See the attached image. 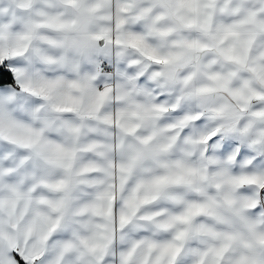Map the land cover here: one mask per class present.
<instances>
[{
    "label": "snow or ice",
    "instance_id": "snow-or-ice-1",
    "mask_svg": "<svg viewBox=\"0 0 264 264\" xmlns=\"http://www.w3.org/2000/svg\"><path fill=\"white\" fill-rule=\"evenodd\" d=\"M0 264H264V0H0Z\"/></svg>",
    "mask_w": 264,
    "mask_h": 264
}]
</instances>
